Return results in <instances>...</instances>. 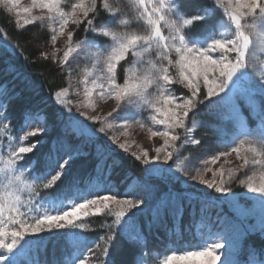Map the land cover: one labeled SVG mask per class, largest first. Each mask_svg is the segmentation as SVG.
Instances as JSON below:
<instances>
[{
    "label": "snow or ice",
    "instance_id": "1",
    "mask_svg": "<svg viewBox=\"0 0 264 264\" xmlns=\"http://www.w3.org/2000/svg\"><path fill=\"white\" fill-rule=\"evenodd\" d=\"M18 4L0 0L15 13L18 28L47 25L53 47L64 38L62 56H57L59 49L51 54L61 71L85 54L90 67L80 81V102L69 98V87L61 86L41 98L43 107L25 108L17 119L12 105L21 93L13 82L20 69L12 57L24 52L12 33L0 28V264H36L30 259L32 250L53 240L65 245L63 264H116L125 238L137 242L133 264H146L152 252L137 214L147 209L153 222L168 216L182 220L186 203L199 209L195 227L201 242L167 246L160 264H239L234 258L237 224L222 216L213 222L207 209L217 204L240 209V198L253 194L264 232V59L257 54L264 53V0H32L23 9ZM118 70L126 73L122 81ZM176 86L186 91L178 94ZM241 96L256 112L255 129L241 120ZM109 101L110 110L98 113L100 102ZM205 111L236 127L212 129L220 148L192 174L182 167L179 149L191 145L203 152L192 118ZM34 116L40 124L31 123ZM133 124L162 141L152 149L154 155L144 149L130 152L131 144L112 134L119 127L120 135L128 137ZM53 127L61 134L42 151ZM70 137L95 149L96 175L83 187L74 174L81 144ZM117 148L130 152L141 173L123 191L109 179L118 163L113 159ZM233 154L240 164L225 168ZM208 172L211 180L205 179ZM233 183L246 192H235ZM162 186L167 191L158 196ZM253 212L246 208L241 215ZM99 216L112 217L111 223L100 225L106 232L86 234L92 230L85 218Z\"/></svg>",
    "mask_w": 264,
    "mask_h": 264
},
{
    "label": "trees",
    "instance_id": "2",
    "mask_svg": "<svg viewBox=\"0 0 264 264\" xmlns=\"http://www.w3.org/2000/svg\"><path fill=\"white\" fill-rule=\"evenodd\" d=\"M203 3H212V0H201ZM0 28L6 29L12 33L14 37V43H18L22 46L23 56L12 57V60L19 67L20 71L18 79L13 82V86L21 94L14 101L12 108L14 116L19 119L22 111L25 108H41L42 97H47L49 93L59 90L61 86L67 87L69 82V74L66 71H61L57 63L52 59V51L50 49V33L43 27L28 25L23 27H17L14 20L7 14V12L0 8ZM83 34L81 33V36ZM43 54L48 55V59H44ZM24 56L28 57L26 61ZM59 57V53H57ZM61 56V55H60ZM11 61L6 60L5 63ZM30 79V86L24 88L23 82ZM9 81L12 82L10 76ZM178 94H182L183 90L179 87H175ZM243 118L247 126L255 129L258 125L257 122L252 119L248 114V111L242 107ZM215 115H210L207 111L201 115H197L192 118L193 121H197L198 127L194 131V135L203 138L205 148L203 152L199 151V146L189 148L187 147V155L189 157L190 167H193L190 171L198 167L200 161L211 155V153L217 151L220 148L219 141L215 133L213 132L214 127H223L228 131H232L234 127L228 120H221ZM39 119L33 117L31 123L38 122ZM203 122V123H201ZM61 134L59 127H53L49 134V143L44 146L42 151H47L51 146V140L55 139ZM74 144H81V141L76 140L75 137L69 138ZM113 148L116 146L113 145ZM82 155L78 157L77 164L74 167V174L79 176L80 186L83 187L88 180L93 178L96 173L94 171L95 164V149L94 146L87 143L81 144ZM118 155L113 157L117 164L113 165L111 175L109 179L114 185H116L121 191L131 184L133 180L141 176L139 168L133 164L134 157L124 153L123 150L116 149ZM199 151V154L194 156L193 153ZM63 155V153H60ZM194 157H198L197 161H194ZM108 164H112L110 159ZM139 165V162H135ZM142 168L143 166L140 165ZM103 179V177H101ZM177 187L181 188L180 185ZM168 186H162L158 192V196H163L167 191ZM220 214V211L214 207L207 209V215L213 218ZM137 225L138 228L143 229V238L147 242V246L151 249V252H164L165 248L169 245L178 248H184L196 243L197 237L195 234V222L199 219V209L195 211L192 206L185 204V210L182 220H176L172 216L166 217L162 221L153 222L150 219V213L147 209L142 213L137 214ZM214 221V220H213ZM92 230L88 235H95L96 233L104 234L105 228H101V224H107L111 222L104 221L102 216L95 217L93 219L85 220ZM252 239L247 240V245L251 248L262 251L264 261V239L257 237H251ZM65 245L58 240L51 242L46 241L37 251L35 248L32 250L30 259L34 260L36 264H63L65 257ZM31 252V253H32ZM137 253V242L132 239H123L121 244V251L115 257L116 264H133Z\"/></svg>",
    "mask_w": 264,
    "mask_h": 264
},
{
    "label": "rangeland",
    "instance_id": "3",
    "mask_svg": "<svg viewBox=\"0 0 264 264\" xmlns=\"http://www.w3.org/2000/svg\"><path fill=\"white\" fill-rule=\"evenodd\" d=\"M126 2V0H124ZM212 3H214V0H212ZM32 4V0H19L18 8L23 9L24 7H29ZM67 6V5H66ZM0 8H3L9 16L14 20L16 19L15 13H9L6 8L3 7V5H0ZM220 14H223V10H219ZM226 19V17H225ZM20 27H23L21 25ZM41 27L45 28L50 34H51V29L47 25H42ZM50 49L53 52H55L57 49L60 51L57 52L59 53V56H62L63 53V48H64V38H60L57 40V43L55 47L51 44L50 41ZM258 56H260L261 59H264V53H257ZM124 63V62H122ZM90 67V60L88 58V55H82L78 58V60L72 64L71 69L66 71L69 74V82L67 84V87H69V98L72 99L74 102H80L82 100V92H83V86L80 84V81L83 79V74L84 70L86 68ZM127 67V64L125 63V68ZM67 68V66H65ZM119 78L123 79L124 75L126 74L123 70H118ZM181 88L180 86H177ZM182 89V88H181ZM81 93L80 96H77V91ZM183 92L186 91L182 89ZM238 103V110H241L242 107H244L247 111L248 114L254 119L256 122V112L253 110L252 104L247 100V98L241 96L239 100L237 101ZM112 106V102L109 101L108 103H103L100 102L99 107L97 108V112L100 114H106ZM132 111L137 112L136 119H141V116L138 113V110L132 109ZM148 113L144 112L143 117L146 119ZM217 117V116H214ZM226 120V119H225ZM241 120L245 123L243 116L241 117ZM229 121V120H228ZM40 120L38 122L33 123V125L40 124ZM193 123L196 124V128L198 127L197 121H193ZM231 125L235 128L236 126L233 124V122L229 121ZM258 125V122H257ZM194 130V131H195ZM121 129L119 127H116L112 130V134L119 135L121 142H124L125 140L128 141V143L131 144L130 152L134 151H139L140 149L148 150L151 155H154V152H152V149L154 147H158L161 145L162 141L159 138H149V134L145 129L139 128L137 125L133 124L132 128L129 132L128 137H124L120 135ZM194 133V132H193ZM194 135V134H193ZM115 146V145H114ZM187 147L192 148L193 146L191 145H185L183 148H180L179 151L182 153L181 160L183 161L182 167H187L189 170L193 169V167H190L189 164V157L186 153ZM130 152L127 153L129 156ZM199 151H195L193 153L194 156L198 155ZM187 157V159H184ZM194 161L198 160V157L193 158ZM230 163L225 165V168H236L239 164L240 161L235 159V155L233 154L232 157L228 158ZM223 163V161H221ZM196 169H194L192 174H194L195 170L197 169H203V160L200 161L196 166H194ZM215 167H219V165H216ZM249 171V174H251L250 170H245ZM239 176L242 178L243 177V171L239 173ZM185 177H182V179ZM205 179L211 180L212 179V173L208 172L205 175ZM189 183L194 184L197 189H201L207 192L212 193L213 196H219L220 194L214 193L213 190L207 189L203 185H199L197 182L190 181ZM181 188H183V185H180ZM233 190L235 192H246L245 189L241 188L238 183H233L232 184ZM253 194H246L244 197H241L239 200L240 203V209H236L231 207L228 204H217L214 206V208L218 209L220 211V214L215 216L213 218V222L216 221V218L218 216H222L224 218H227L229 220H232L234 223L237 224L239 228V232L236 235V244L234 248V258L239 262V264H261L263 261V254L262 251L256 250L251 248L249 245H247V240L252 239L251 237H257L259 239H264V232L260 230V214H259V207L254 204V201L252 200ZM246 208H253L254 212L251 215H241V210L246 209ZM103 217V216H102ZM95 217H87L85 220L93 219ZM104 221H109L111 222L112 217H103ZM195 234L194 236L197 237L196 243L193 245L199 244L201 242V238L199 235V231L197 228H195ZM163 253L164 252H154L152 253L151 257H146V264H160V261L163 259ZM33 254V252L31 253ZM170 254V253H169ZM178 255L180 253H177ZM176 264H187V262L183 261H178Z\"/></svg>",
    "mask_w": 264,
    "mask_h": 264
}]
</instances>
